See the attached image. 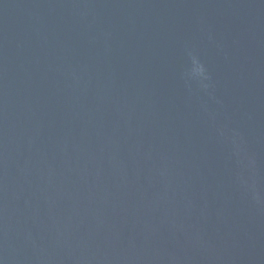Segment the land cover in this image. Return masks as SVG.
Masks as SVG:
<instances>
[{
    "label": "water",
    "instance_id": "1",
    "mask_svg": "<svg viewBox=\"0 0 264 264\" xmlns=\"http://www.w3.org/2000/svg\"><path fill=\"white\" fill-rule=\"evenodd\" d=\"M0 264H264V0H0Z\"/></svg>",
    "mask_w": 264,
    "mask_h": 264
},
{
    "label": "clouds",
    "instance_id": "2",
    "mask_svg": "<svg viewBox=\"0 0 264 264\" xmlns=\"http://www.w3.org/2000/svg\"><path fill=\"white\" fill-rule=\"evenodd\" d=\"M197 74H203V67L202 66L197 70Z\"/></svg>",
    "mask_w": 264,
    "mask_h": 264
}]
</instances>
